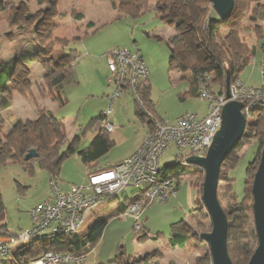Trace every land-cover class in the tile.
Segmentation results:
<instances>
[{
    "label": "rangeland",
    "instance_id": "1",
    "mask_svg": "<svg viewBox=\"0 0 264 264\" xmlns=\"http://www.w3.org/2000/svg\"><path fill=\"white\" fill-rule=\"evenodd\" d=\"M0 1L14 3L13 11L16 14L13 23L7 20L0 21V64L12 58L16 52L30 47L31 41H36L34 40L35 37L37 38L36 42L45 48L49 54L54 52L57 46L58 49L62 47L56 44L53 49L48 48L51 42L58 39L56 38L55 27L58 29L63 26V29L59 31L60 40H68L67 37H70L69 35L73 33V25L72 23L71 26L68 25L67 19L70 18L69 14L71 13L69 7H75V11L71 14L73 19L74 16L86 12L89 19L93 20L97 26L95 31L82 36L83 32L86 31L89 22L87 21L85 23L86 27L83 24L77 28L79 38L68 40L72 41L69 42L65 52L78 50L82 54V58L73 73L74 80L79 84L66 85V95L69 100L67 105L59 107L46 95L45 86L49 64L43 55H40L43 59L41 64H35L24 72H18L20 78L18 81L27 90V94L26 96L20 94L16 90V85L13 86L12 84L9 87V95L7 96L11 97L13 105L9 111L3 112L0 117V147L8 143L5 134L12 129L11 125L16 120H22L17 126V131L29 127L33 123L36 124V122L39 125V111L41 110H50L57 120H63L66 126H64L66 135L69 139H72L75 135L82 137L80 141L81 149L92 145L94 138L101 134L103 123L98 122L92 129H87V127L94 118L101 115L102 111V114L107 111L108 101L105 96L108 92L111 91L112 93L114 90L107 81L109 70L103 55L107 51L118 48L133 52L137 51L145 59L150 68L149 79L153 86L152 99L156 104L155 108L159 118L174 123L179 117L186 114L204 116L207 113L208 103L204 98L185 96V91H187L185 88L188 87L189 89L190 87V78H186L183 72L171 68L170 48L165 41H160L155 37L156 32L165 36L168 41H172L173 47L180 43L188 47L193 45L195 38L191 23L197 19L201 12L197 5L190 2L184 5L185 2L176 1L175 11L177 14L185 16V9H187L192 16V18L183 17V25L176 27V17L172 18L171 24H165L157 16L154 9L155 1L153 0L149 3L148 10L140 16L123 15L119 19H115V16L116 18L118 16L115 11L109 9L108 5L101 4V2L108 0H97V6H90V0H59L58 3L62 8L60 13L57 10L56 14L46 11V8L52 5L48 0H42L41 2L39 0ZM58 3L55 0L56 6ZM108 3L112 8H119L120 6L118 2L108 1ZM246 3L249 4L250 8L245 14L242 12H235L234 14L235 22L240 23L241 42L249 47L254 42H258V38L262 37L260 40L262 47L264 46V20H262L264 18V0H246ZM180 5L183 8L182 10H179ZM210 6L212 7V5ZM255 11L257 12V18H254ZM57 15H60L59 19ZM85 19L86 17L82 22L86 21ZM233 26L234 24H230L225 29L220 30L218 40L233 59H238L241 55L240 48L230 36ZM48 28H54L52 40H47L42 45L38 40L43 38ZM260 45L258 48L259 55L262 54ZM197 51L200 52V50ZM200 54L203 56L202 53ZM54 55L56 56V52ZM189 55H196V50L193 47H189L187 54L183 53L181 57L186 59ZM254 60H252L246 71L241 73L240 77L246 80L250 79L251 86L243 81L249 88L262 89L261 76L252 71L257 66ZM202 64L216 80H214L216 82L215 86L216 84L220 85L218 80H221L222 75L218 74L209 62L203 61ZM258 64L261 73V62ZM89 66L91 67L89 68ZM218 89V87H214L213 91L218 93ZM133 95L132 92L128 91L116 99L112 112L113 116L110 115L109 118L115 124L117 134H114L115 131L113 133H103L105 136L109 135L110 140L115 141V145L99 158L98 165L114 163L122 159L132 150L135 142L142 138L144 133L143 121L135 113ZM118 106L120 107L119 116L116 117L115 111ZM65 149L66 146L62 148V151ZM256 149L255 143L238 149L237 158L233 161L237 168L232 172L235 178L234 189L238 198H243L245 186L250 188V191L246 193L248 195L246 201L248 210L242 214V219L237 222V226L242 224L244 227V231L238 234L239 239L250 250H254L258 245L252 194L253 182L258 167L256 166L255 172L250 177L251 179L247 185L245 179L248 176V167L254 160ZM181 154L182 151L178 150L177 147L167 150L160 159L161 168L178 161ZM0 160L7 163L0 166V191L3 195L5 223L13 235H19L23 231L32 229L31 211L37 205L46 203L51 199V176L35 161L31 168L16 164L13 151L9 155L2 154ZM91 164L93 163L86 164L77 153L64 158L59 175L62 181L60 183L62 184L61 188L64 187L65 189L73 185L86 183L88 169L93 168ZM183 164L188 165L185 161H183ZM259 164L260 160L256 165L259 166ZM171 175L173 176L172 173ZM204 178L205 172L194 177L185 175L183 180H188L190 183V192L187 195L184 196L186 193H184L185 187H183L179 191L178 198H175L176 193L168 202L159 200L155 204L144 208L145 229L150 232L145 237L140 238L141 234L135 230L132 218L119 217L116 214L118 205L128 198L140 195L143 185L128 187L119 194L116 202L99 206L102 215H98L95 222L106 219L108 223L102 239L88 255L84 264H114V260L121 252H125L128 256H137L142 264H212L210 247L202 239L203 234L212 230L211 218L202 200ZM218 195L222 207L226 210H228L226 206L237 204L239 200L233 199L229 188V180L225 175L220 178ZM233 218L231 215L228 220ZM183 219H185L184 222H182ZM173 231L179 234L189 232V240L184 248L172 247L169 244V238ZM158 233L162 234L154 239ZM84 238H86V232L82 233L81 239ZM9 260H13V257Z\"/></svg>",
    "mask_w": 264,
    "mask_h": 264
},
{
    "label": "trees",
    "instance_id": "2",
    "mask_svg": "<svg viewBox=\"0 0 264 264\" xmlns=\"http://www.w3.org/2000/svg\"><path fill=\"white\" fill-rule=\"evenodd\" d=\"M42 0H39L41 2ZM52 5L46 8V11L51 14H56L55 0H48ZM97 1V0H96ZM103 1V0H99ZM112 3H119V18L123 15H130L134 17L140 16L143 12L148 10L149 3L152 0H108ZM155 1L154 9L157 16L160 17L165 24H171L172 18L175 19L176 27L183 25V17H191V14L185 9L186 15H179L175 11L176 1L189 2L197 5L201 12L199 13L197 19L191 23V28L194 33L195 42L189 47H193L196 50V55H189L188 58L182 59L181 54H187L189 47L183 43H180L176 47L171 46L167 43L171 51V68L179 72H189L192 76V85L188 93L185 94L186 97H200V82L199 77L208 72L204 65V62H209L210 66L222 75L219 82L220 92L226 91L227 78H230V85L240 79V74L246 69V67L254 60L255 50L249 48L247 45L243 44L240 39V23L235 22L234 14L235 12L246 13L250 6L246 3H242V0H235V7L233 15L226 21H221L213 7L210 5L209 0H153ZM242 1V2H241ZM177 2V3H178ZM181 6V5H180ZM14 3H6L0 1V21L7 20L13 23L16 19V14L13 11ZM182 6L179 10H182ZM254 18H257V12L255 11ZM75 19L79 21L84 20L83 14H78L74 16ZM264 20V18L262 19ZM230 24H234L231 29L230 36L233 41L239 46L241 55L238 59H233L224 47L220 44L218 40V33L220 30L225 29ZM95 25L93 23H88L87 28L93 29ZM54 28H48L43 38L39 39L38 42L42 45L47 42V40H52ZM262 37L258 38V46L260 45V40ZM162 40V39H160ZM70 41L55 39L48 48L53 49L56 44L62 46L63 49H67ZM260 48L264 53V46ZM197 50H200L198 53ZM202 53L203 56L200 54ZM81 54L78 50H72L66 52V62H61L57 68L51 71V75L47 80L45 90H47V96H49L54 102L58 104L59 107L68 104V98L65 94V84L71 78L73 71L77 62L79 61ZM43 61L42 57L38 52L27 51L20 55L9 58L8 60L0 64V117L3 112H7L12 108L13 102L10 96L5 95L6 88L10 81L14 80L16 83V90L20 94L26 96L27 90L21 86V83L15 79V69L19 62L24 64L31 63H41ZM215 80V79H214ZM216 81V80H215ZM217 82V83H218ZM216 83V82H215ZM217 85V84H216ZM253 88V87H251ZM256 89V88H253ZM152 86L149 83V78L147 81L143 82L138 88L137 93L134 94V103L136 107V114L146 120L148 123L152 118H159L156 112V105L152 100ZM243 108L249 105L248 101L241 102ZM5 114V113H4ZM250 117L247 118V125L245 133L237 145V147L229 154L228 158L225 160L223 167L221 169V177L226 176L229 180V188L232 192V197L238 200L237 204L226 206L228 210L224 207V210L230 218L232 215V220H229L228 229V251L229 255L234 264H249L255 250H250L244 245L239 239V233L244 231V227L237 226V222L242 219V214L247 212V191L250 188H246L243 198H238L236 191L234 189L235 178L232 172L237 168V165L233 163L238 155V149L255 143L257 149L253 162L250 163L248 167V176L245 179L246 185L250 181V177L253 176L256 166L259 167L258 162L261 159L262 150L264 147V101H256L252 107H250ZM106 118L105 113L94 118L89 124L87 129H92L100 121ZM110 119V118H109ZM39 125L38 122L33 123L29 127H24L17 131V126L21 123V120H16L11 126L12 129L5 134L8 143L0 147V156L2 154L9 155L12 151L14 152V159L16 164L31 168L33 162H37L38 165L46 170L52 178H59V173L61 170V165L64 158L77 153L86 164L94 163L103 156L112 146L113 143L109 141L107 136L103 135V132L95 137L92 145L85 149L80 148V141L82 137L75 135L72 139H69L66 135L65 125L62 120H57L50 111L41 110L39 111ZM151 130V126H150ZM66 146V149L62 151V148ZM36 150L37 157L27 159L28 153L32 150ZM180 159V158H179ZM171 163L165 167L166 173H172L176 179L177 193L181 189L182 182L188 181L183 180V176L189 175L191 177L200 176L204 170L197 166L184 165L182 161ZM3 163L0 160V166ZM111 168V167H110ZM110 168H106L105 171ZM257 172V171H256ZM90 174V173H89ZM251 174V175H250ZM220 177V178H221ZM193 182V180H192ZM193 186V185H192ZM145 191H142L140 195L132 198H128L121 202L117 208V215L123 216L131 205L135 203H141L143 207H148V200L145 197ZM175 196V195H174ZM219 197V195H218ZM119 197L111 199L110 203L116 202ZM173 198L171 196L169 200ZM168 200V201H169ZM167 201V202H168ZM115 214V215H116ZM240 214V215H238ZM183 219L182 222H184ZM108 221L105 219L98 220L95 222L88 230L86 238L81 239L76 235L69 236L67 238H55L45 237L44 240H39L26 246L19 247L15 250L13 254V260L11 258H0V264H30L33 260L37 259L43 253L48 251H55L59 253H71L74 255L80 254H90L91 251L97 246L103 237L106 225ZM5 223V211L3 208V195L0 191V234L2 235H13L6 226ZM141 237L148 236L149 232L144 229L140 232ZM162 233H158L154 239H157ZM189 240V232L186 234H179L172 232L169 238V244L172 247L184 248ZM114 264H142L138 257L135 255H126V253H119V255L114 260Z\"/></svg>",
    "mask_w": 264,
    "mask_h": 264
},
{
    "label": "built area",
    "instance_id": "3",
    "mask_svg": "<svg viewBox=\"0 0 264 264\" xmlns=\"http://www.w3.org/2000/svg\"><path fill=\"white\" fill-rule=\"evenodd\" d=\"M106 59L109 70L107 81L114 90L106 96L108 109L106 118L101 121V132L113 133L116 126L109 117L116 99L128 91L136 94L137 88L148 80L150 69L137 51L114 49L106 54ZM261 78L262 89L249 88L241 80L235 81L230 85L231 98L227 99L225 92L213 91L214 78L206 72L199 77L200 97L208 103L206 115L186 114L174 123L151 117V130L130 157L108 170L89 174L86 183L68 189H62L59 179L52 178L51 199L31 211L32 229L19 235L0 234V258H12L19 247L44 240L45 237L67 238L76 235L81 238L83 232L87 235L98 215H102L99 206L110 203L128 187L143 185L148 207L159 200L167 202L178 190L175 177L161 168V157L173 147L182 151V162L188 163L191 157H205L222 127V110L227 102L248 101L249 105H246L243 113L249 118L250 107L256 101H264V54ZM144 208L141 203H135L122 216L132 218L134 228L139 232L145 229ZM88 255L48 251L30 264H84Z\"/></svg>",
    "mask_w": 264,
    "mask_h": 264
},
{
    "label": "water",
    "instance_id": "4",
    "mask_svg": "<svg viewBox=\"0 0 264 264\" xmlns=\"http://www.w3.org/2000/svg\"><path fill=\"white\" fill-rule=\"evenodd\" d=\"M209 1L221 21H226L233 15L235 0ZM226 97L227 99L231 98L229 77L226 84ZM243 110L242 103L238 101L227 102L222 110V127L207 155L205 157H191L187 160L189 165L200 167L205 172L202 200L211 218L212 230L203 234L202 239L210 247L212 264H234L228 251L229 220L219 201L218 194L223 164L245 133L247 118ZM36 157L37 152L34 149L27 155V159ZM252 194L258 247L249 264H264V147L255 174Z\"/></svg>",
    "mask_w": 264,
    "mask_h": 264
},
{
    "label": "crops",
    "instance_id": "5",
    "mask_svg": "<svg viewBox=\"0 0 264 264\" xmlns=\"http://www.w3.org/2000/svg\"><path fill=\"white\" fill-rule=\"evenodd\" d=\"M58 1L59 0H57V3H58ZM91 2L89 3V5L91 6V5H93V6H97V2H96V0H90ZM60 2V1H59ZM102 3H105L106 5H108V7H109V9H112L113 11H115L116 12V14H117V16H119V11H118V8H112V7H110V5H109V3H108V1H105V2H101V4ZM108 3V4H107ZM56 6V5H55ZM62 7L60 6V4L58 3L57 4V6H56V10H58V12L60 13V9H61ZM63 9H64V7H63ZM69 9L71 10V13L69 14L70 15V18H67L68 19V25H70L71 26V23H72V25H73V29H74V31H73V33L71 34V35H69L70 37H67L68 38V40L70 39V38H73V40H76L77 38H79V36H78V31H77V28L78 27H80V26H82L83 24L85 25V23L87 22V21H89L88 23H93L94 25H95V27L93 28V29H88V28H86L85 30V32H83V35L82 36H84V35H87V34H90V32H92V31H95V28H97V26H96V24L93 22V20H90L89 19V17H88V15H87V13L86 12H84V14L83 15H85V17H86V21H84V22H82V21H79V20H77V19H73L72 17H71V14H72V12L73 11H75V7H69ZM59 16V17H58ZM57 18L59 19L60 18V15H57ZM115 19H119V17H117L116 18V16H115ZM65 23V22H64ZM87 23V24H88ZM85 27H86V25H85ZM63 29V26H61L60 28H56L55 27V32H56V38H60V35H59V31H61ZM155 37H157L159 40L160 39H162V40H160V41H165L166 43H168V44H170L171 46H172V41H168L167 40V38L165 37V36H163V35H159V33H157L156 32V35H155ZM33 40V39H32ZM34 40H36L37 41V38L35 37V39ZM36 41H31V46L30 47H28V48H25V49H23V50H21V51H19V52H16L13 56H17V55H20L23 51L24 52H27V51H33V52H38L40 55H43V57H44V59L48 62V64H49V67H48V70H49V73H47L46 75L48 76V78H47V80L49 79V77H50V75H51V71L53 70V69H55V68H57V66L61 63V62H65L66 61V49H63L62 47H59V49H58V46L56 47V50L54 51V52H52V53H50L49 54V52L45 49V48H43V47H41L40 46V44H38ZM70 41H72V40H70ZM174 42V41H173ZM249 48H253L254 50H255V54H254V58H256L254 61V63L257 65L255 68H253L252 69V71H253V73H255L256 75H259V76H261V73H260V65L258 64V63H260L261 62V60H262V57H263V50H261L262 51V54H258V52H259V50H258V48H259V46H258V44H257V41H256V43L254 42V44L252 45V46H249ZM59 51H60V54H59ZM55 52H56V56L54 55L55 54ZM58 52V53H57ZM108 52V51H107ZM106 52V53H107ZM110 52V51H109ZM106 53H104V55H103V57H104V59H105V62L107 63V59H106ZM261 53V52H260ZM81 54V53H80ZM12 56V57H13ZM259 57H260V62H259ZM81 58H82V54H81V56H80V58H79V61L77 62V64H76V66L79 64V62H80V60H81ZM4 62V61H3ZM2 63V62H1ZM35 64H41V63H31V64H24V63H22V62H19L18 64H17V66H16V69H15V74H14V77H15V79H17V80H20V78H19V76H18V72L19 71H26V70H28L31 66H33V65H35ZM251 64V63H250ZM249 64V65H250ZM248 65V66H249ZM75 66V67H76ZM248 66L246 67V69L248 68ZM91 66H89V68H90ZM95 68V67H94ZM107 68H108V65H107ZM150 69V68H149ZM246 69L243 71V72H245L246 71ZM76 69H74V71H75ZM74 71H73V73H74ZM183 74L184 75H186V78L188 77V78H190V80H189V82H190V87H189V89H188V87H186L185 89L187 90V91H185V93H188L189 92V90L191 89V85H192V76H191V73H189V72H183ZM27 75V74H26ZM240 76H241V74H240ZM150 77V76H149ZM240 79H241V81L243 82H245L248 86H251L250 84L251 83H249V80L250 79H248V80H246V79H244V78H241L240 77ZM243 82V83H244ZM15 81L14 80H12V81H10V83L8 84V86H7V88H6V91H5V95H9V87L13 84V86H15ZM149 83L151 84V86H152V82H151V80L149 79ZM244 83V84H245ZM77 85V84H79V83H77L75 80H74V78H73V74H72V76H71V78L69 79V81L68 82H66V84H65V94H66V85H69V86H72V85ZM110 85V84H109ZM111 86V85H110ZM153 87V86H152ZM214 87H218L219 89H218V92H220V86L219 85H216V86H214ZM112 89V88H111ZM152 90H153V88H152ZM109 94H111V91L110 92H108L107 94H106V96L107 95H109ZM67 96V95H66ZM90 96H92V95H90ZM105 96V97H106ZM134 96V95H133ZM151 97H152V95H151ZM68 98V97H67ZM135 98V97H134ZM153 100V99H152ZM53 101V100H52ZM54 102V101H53ZM68 102H69V100H68ZM154 102V101H153ZM54 103H56V102H54ZM122 103V102H121ZM121 103H120V105H121ZM155 103V102H154ZM58 105V104H57ZM156 105V104H155ZM119 110H120V107L118 106V109L115 111L116 112V117H118L119 116ZM48 111H50V110H48ZM52 114H53V112L52 111H50ZM103 112V111H102ZM102 112L100 113V114H102ZM156 112H157V110H156ZM135 113H136V107H135ZM158 114V113H157ZM137 115V114H136ZM198 115V114H197ZM206 115V114H205ZM53 116H54V114H53ZM113 116V115H112ZM138 116V115H137ZM200 116V115H199ZM55 117V116H54ZM139 117V116H138ZM200 117H202V116H200ZM142 121H143V130H144V133H143V135H142V138L140 139V140H138V141H136L135 142V145L133 146V148H132V150L130 151V152H128V154H126L122 159H119L118 161H116V162H114V163H107V164H105V165H98V162L96 161V162H94L93 164H91V166H93V168L92 169H88V175H89V173L91 174V173H95V172H100V170H104V169H106V168H110V167H112L113 165H115V164H117V163H119V162H121L122 160H124L125 158H127L128 156H130L131 154H133L135 151H136V149L138 148V146L140 145V143H142L143 142V140H144V138L147 136V134L149 133V131H150V126H151V124L150 123H148L146 120H144L143 118H141V117H139ZM21 120V119H20ZM59 120V119H58ZM111 120V119H110ZM63 121V120H62ZM21 122H22V120H21ZM63 124H64V122H63ZM65 125V124H64ZM66 127V126H65ZM146 132V133H145ZM114 134H117V131H115L114 132ZM107 138L109 139V141H111L112 143H113V146L115 145V141H113V140H110V136L109 135H107ZM95 139V138H94ZM112 146V147H113ZM99 160V159H98ZM14 161H15V159H14ZM11 162V161H10ZM59 175H60V173H59ZM59 179V181H60V183L62 182L61 180H60V178H58ZM87 182V181H86ZM62 185V184H61ZM182 187H181V189H183V187H185V191H184V193H186V194H184V196L185 195H187L189 192H190V183L188 182V181H184V182H182V185H181ZM63 189H64V187H63ZM65 189H68V188H65ZM178 195H179V192L177 193V195L175 196V198H178ZM48 202V201H47ZM119 206V205H118ZM194 209V207L192 208V210ZM191 210V211H192ZM104 215V214H103ZM105 216V215H104ZM7 226V225H6ZM144 226H145V224H144ZM8 228V227H7ZM9 230V229H8ZM148 231V230H147ZM149 232V231H148ZM173 232H175V231H173ZM149 234H150V232H149ZM148 234V235H149Z\"/></svg>",
    "mask_w": 264,
    "mask_h": 264
},
{
    "label": "clouds",
    "instance_id": "6",
    "mask_svg": "<svg viewBox=\"0 0 264 264\" xmlns=\"http://www.w3.org/2000/svg\"><path fill=\"white\" fill-rule=\"evenodd\" d=\"M241 103V102H240Z\"/></svg>",
    "mask_w": 264,
    "mask_h": 264
}]
</instances>
